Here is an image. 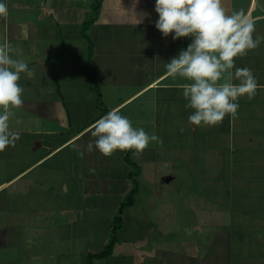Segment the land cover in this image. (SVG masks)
Masks as SVG:
<instances>
[{
    "label": "crops",
    "instance_id": "crops-1",
    "mask_svg": "<svg viewBox=\"0 0 264 264\" xmlns=\"http://www.w3.org/2000/svg\"><path fill=\"white\" fill-rule=\"evenodd\" d=\"M82 1L5 0L8 14L0 16V43L10 44L12 55L26 59L33 70L31 76L21 75L23 104L13 109L10 120L19 139L0 151V264H86L85 255L96 251L87 250L89 226L103 221L88 217L87 204L92 199L97 212L103 206L83 194L80 183L86 180L87 164L82 155L89 154L81 148L102 109L94 108L97 90L83 71L89 46L81 25L93 0ZM224 4L229 11L243 8L254 19L256 33L264 35V0ZM154 5L155 0H104L87 30L94 42L91 66L98 71L102 101L162 141L170 136L177 146L178 140L177 147L165 142L158 149L166 151L167 159L177 149L184 151V159L196 154L198 195L205 190L202 185L214 182L215 187L205 203L192 192L185 197V208L174 207L160 199L159 189L168 190L176 177L166 176L159 184L161 178L153 174L151 201L162 200L165 214L153 215L158 224L151 222L145 232L139 225L142 218L134 217V228L141 232L125 236L124 225L112 256L94 263L264 264V42L235 58L237 66H247L257 76L261 87L256 95L240 97L235 116L226 115L212 126L194 125L181 95L184 79H173L164 67L190 37H164L155 28ZM73 145L80 147L72 152ZM145 150L153 152L151 147ZM91 159L107 161L97 150ZM73 174L80 187L70 185ZM156 208L157 202L150 205V210ZM166 222L180 223L176 231L183 228L170 233ZM81 240L86 251L76 253Z\"/></svg>",
    "mask_w": 264,
    "mask_h": 264
},
{
    "label": "clouds",
    "instance_id": "clouds-1",
    "mask_svg": "<svg viewBox=\"0 0 264 264\" xmlns=\"http://www.w3.org/2000/svg\"><path fill=\"white\" fill-rule=\"evenodd\" d=\"M154 10L158 14L155 28L164 37L171 34L174 41L190 37L187 46L164 65L170 77L185 81L181 95L185 107L192 110L188 121L212 126L226 115H237L239 98L251 99L261 87L253 70L237 66L235 59L264 42V35L256 33L254 19L243 8L229 11L224 0H155ZM7 14L8 6L0 0V16ZM13 51L10 44L0 43V151L19 139L20 132L10 126V120L13 109L23 104L21 75L33 74L28 61L13 56ZM90 131L95 139L85 150H97L104 156L118 149L142 151L151 142L162 143L155 133L134 126L117 108L96 119Z\"/></svg>",
    "mask_w": 264,
    "mask_h": 264
},
{
    "label": "rangeland",
    "instance_id": "rangeland-1",
    "mask_svg": "<svg viewBox=\"0 0 264 264\" xmlns=\"http://www.w3.org/2000/svg\"><path fill=\"white\" fill-rule=\"evenodd\" d=\"M83 4H86V0L82 1ZM46 17L45 19L50 18ZM88 78V77H87ZM93 87V86H92ZM93 87L92 89H94ZM98 95V93H97ZM90 104V107L92 106V101L88 99ZM95 107L101 105V102L97 100V103H94ZM81 105V104H80ZM77 106V105H76ZM74 107V106H72ZM159 132V131H158ZM150 133V132H148ZM151 133H155L152 131ZM160 135V134H158ZM94 137L91 136V133H88L86 137L82 140L83 146L81 148V151H85V146L87 143L92 140ZM170 140L168 141H162L160 145H157V142H151L148 147H151V154H146L148 150H142V151H136L135 155L133 156V160L138 161L139 167L142 169L140 178L138 179L140 184V193L137 196V201L135 206L128 207L124 211L123 215V227L124 225H128V230L124 232L125 236L131 235L133 232L139 233L141 230H139L138 227L134 228L133 219L134 217L142 218V222L139 223L140 226H142V231L144 229L145 232V226L148 224H154L156 223L155 219H152L155 216H161L165 213L163 212V209L166 207H163L162 200H165L168 202V205L171 202H173L174 207H176L177 204H183V202H186L187 199L185 198L188 194H192L194 192V196L196 198V201H202L201 203H205L206 199L210 193H212L211 187H215L214 182L207 183L205 185H202V188L205 190H201L202 194L198 195V192H196V179H199V176L195 175V169H196V154H190L188 157L191 158L188 161L184 159L182 153L184 154V151L181 149H177V152H172L169 154V159L166 157V151L158 150L161 149V147H164L165 142L169 143V145H172L173 147H177L178 140L175 143L177 146H175L173 143V140L170 137ZM172 140V141H171ZM74 146V145H73ZM72 146V152L76 151V148H79V145ZM180 148H185L180 147ZM79 150V149H78ZM82 153V152H81ZM127 153V150H116L114 151L110 156H106L107 161L101 162L100 159L96 161V159H91L93 156V151H87V155L89 154V157H85V155H82V159L84 164H87L85 166L87 169V172L84 174L86 177L85 181L80 183L82 185L83 194L88 195L92 197V195L95 197L94 202L98 200V204L103 206V212L101 211V208L98 209L94 207L92 199L88 201V217H99V221H103V224L101 222L98 223H90V233L91 238L87 240L89 243V247H87V250L93 251L96 249L94 253H99L103 250V245L107 244L111 236L113 234V227L115 226V220L117 216H120V207L121 202L124 201L128 195V192L132 189L134 186L133 181L129 180L128 174L129 171L134 170V168H131L129 166L124 157ZM174 156H173V155ZM195 155V156H194ZM182 156V158H180ZM91 157V158H90ZM87 162V163H86ZM187 162V163H186ZM107 164V165H106ZM184 165V166H183ZM155 174L157 177L161 178L162 180L160 183L164 182L163 178L168 177L170 175H174L176 177L174 183L168 185L167 189H159L161 191L160 199L154 200V202H157L159 204V210L154 212L153 210H150V205H152L154 202L151 201V197L153 194V185L151 182L152 175ZM41 175V174H39ZM42 176V175H41ZM41 176H39L41 178ZM139 176V175H138ZM36 177L35 172L31 175V181L35 180ZM78 176L76 174H73L71 176L70 185H73V187L78 186L80 187L79 181H77ZM125 181V182H122ZM148 180V182H147ZM69 181V180H68ZM67 184V183H66ZM88 188V192H85V188ZM104 188L106 189L104 191ZM130 189V190H129ZM193 189V190H192ZM150 191V194H149ZM215 192L213 193V195ZM193 195V194H192ZM193 197V196H192ZM170 198V202H169ZM99 199H102L99 201ZM172 199V200H171ZM194 199L191 198V202ZM169 206V209H171ZM86 207V206H85ZM83 207V209H85ZM184 207V204H183ZM185 208V207H184ZM87 209V210H88ZM187 209V208H186ZM149 212H148V211ZM192 210H196V208H192ZM182 212V211H181ZM87 214V213H85ZM84 216V213H82ZM203 215V213L201 214ZM163 217V216H162ZM186 220L188 219V216L184 217ZM191 220V218H189ZM180 220V217L178 221ZM184 220V219H183ZM152 222V223H151ZM167 223V222H166ZM164 223V225H167L169 227H172L170 229V233L173 232H181L180 230L176 231V228H179V224H172V223ZM158 224V223H156ZM172 230V231H171ZM185 230V228H184ZM183 232H188V230H185ZM121 233V230L119 231V235ZM102 243V244H101ZM101 244V246H100ZM84 246V240H81L80 243L77 244V248H75L76 253L80 252L81 250L86 251V249L83 248ZM86 254V253H85ZM89 254V252L87 253ZM87 254L85 255V259L87 258ZM94 263V262H93ZM7 264V263H6ZM9 264V263H8ZM95 264V263H94Z\"/></svg>",
    "mask_w": 264,
    "mask_h": 264
},
{
    "label": "trees",
    "instance_id": "trees-1",
    "mask_svg": "<svg viewBox=\"0 0 264 264\" xmlns=\"http://www.w3.org/2000/svg\"><path fill=\"white\" fill-rule=\"evenodd\" d=\"M104 0H93L92 10L87 16V18L83 21L81 25V34L87 40L89 46V53L87 61L83 67L84 74L88 77L89 81L94 85L98 93V101L101 102L100 108L102 109V115H104L109 108L105 107L104 102L102 101V91L100 88V84L98 81V71L91 66V58L94 53V42L92 38L87 34V30L95 23L98 15L100 14V10L102 7V3ZM101 115V116H102ZM135 152L134 149H128L127 153L124 157L126 163L134 168V170L129 171L128 178L133 181L134 186L128 192V195L124 201L121 202L120 207V216L116 217L115 226L113 227V234L111 236L110 241L104 246L103 250L99 253H89L86 258V264H94V260L96 259H107L112 256L114 247L116 243L119 241V231L123 228V215L124 211L128 207H132L136 204L137 196L140 192V184L137 180V176L141 173V168L138 164L133 161L132 155Z\"/></svg>",
    "mask_w": 264,
    "mask_h": 264
}]
</instances>
